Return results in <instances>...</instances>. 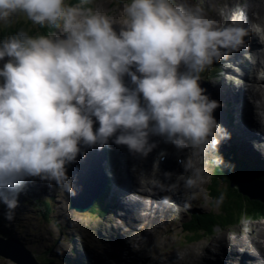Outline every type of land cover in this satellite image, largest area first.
<instances>
[{
  "label": "clouds",
  "instance_id": "obj_1",
  "mask_svg": "<svg viewBox=\"0 0 264 264\" xmlns=\"http://www.w3.org/2000/svg\"><path fill=\"white\" fill-rule=\"evenodd\" d=\"M124 13L116 31L100 11L66 0H0V26L22 16L55 29L29 35L21 28L0 39L6 221L15 220L30 179L76 195L68 166L110 141L147 159L159 147L152 137L159 136L181 151H210L211 167H227L217 147L230 133L215 120L219 102L200 86V73L244 45L247 30L218 28L203 10L175 0H129ZM185 168L194 165L187 161ZM197 179L187 177L183 186L195 188ZM175 183L159 181L161 191Z\"/></svg>",
  "mask_w": 264,
  "mask_h": 264
},
{
  "label": "rangeland",
  "instance_id": "obj_2",
  "mask_svg": "<svg viewBox=\"0 0 264 264\" xmlns=\"http://www.w3.org/2000/svg\"><path fill=\"white\" fill-rule=\"evenodd\" d=\"M128 3H129V0H86V1L79 2V4H76L75 6H79L81 8H90L93 10L100 11L103 15H105L111 20L113 29L116 31H119L120 27L123 25L124 20L126 19L124 8ZM175 3L186 4L187 6L193 9H201L208 16H210L212 12L219 11L218 12L219 19L216 23H221L224 21L225 16H227V14H225V16H221V14L225 12L226 9L234 5L236 6V9L233 10L234 12L241 8L240 5H247V4L253 5L255 3V0H175ZM229 4H231V6L228 7ZM231 11L232 10L229 9L228 13L230 14ZM233 15L234 14L230 16V20L231 22H236L237 18ZM256 21H259V20H256ZM17 26H18V22H16V19H15V22L9 26H0V34H2L1 32H5L6 30L12 31L13 29L17 28ZM227 26H230V25H227ZM250 27L256 29L258 27L257 22H251ZM32 28L35 29V32H37L39 29H42L41 27L37 25L32 26ZM53 31H55V29L51 28L50 32H53ZM256 34H257L256 37H259L260 41L264 43V40L262 39V35L259 34V32H256ZM260 50L264 51V45L260 48ZM248 60L250 61V63L252 62L253 63L252 65L254 66L255 63H257V56L254 55V53L252 52V54H249ZM2 63L3 61H0V64ZM263 64H264V60H263ZM257 73H258L257 75H261V74L264 75V71H262V69L257 70ZM236 79L238 78H235V80ZM248 86H249L248 88H251L249 84ZM256 110H258V108H256ZM226 140L227 139H225V141ZM245 146H246V143H245ZM117 147L120 149L119 146ZM246 148L247 146L244 147V149ZM172 151H175V150L172 149ZM118 153L122 154L120 151H118ZM203 154H204L203 157L205 159L201 162V164L199 163V165H195L194 170L196 171L197 167L199 166L198 170L196 171V175L199 174V177L201 179L204 173L205 182L203 183L201 180L200 182L197 181L198 184L196 186L198 188L187 191V192H193L194 194H196L198 198L194 201L196 202V205L198 206H193V205L183 206L182 208L178 209V206L174 205V203L167 202L163 198H160L159 201L162 199L163 200L162 204H165L167 206V209L165 211L163 210V213H159L156 216V218L160 219V223H161L159 231L157 227L154 229L149 224L140 223L139 221V218H140L139 216L150 213L148 212V209H151L154 206L153 204H151L150 208L144 211H139V216H138L136 226L134 227L125 226L124 227L123 229L124 235L128 236V238H130V240L134 242V245H135L134 249L138 253H140L138 255L144 257L146 261L148 258H150V261L148 262V264H153V263L159 264L162 260L164 261L165 259L166 260L164 263L166 264H191L192 260L188 258L192 254L194 256V260L202 261L203 254L206 253L205 252L206 247L209 245L211 247L212 244L220 243V242L234 243L236 241V243H238L241 241L243 243H250V240L256 239L257 242L254 241V243L257 244L258 247H262L264 245V218L261 217V215L260 216L252 215L251 213L245 210L243 213L236 215L234 219L225 222L221 226L214 227L215 229L214 231H212V233L211 231L210 233H208L210 229L203 230V231H197L196 233H191L187 231V228L184 226L183 222L186 221V223H189V225L192 224L193 222L192 225H194L196 224L195 221L197 220V219L189 220L188 218L189 212L191 211L192 207H196V208L199 207V210L197 211H199L198 213L200 214H204V212L210 211V210H215V213L218 214L223 209L222 205L220 206V203H218L215 206L212 205L211 204L212 202H210V199L207 196L208 190L206 189V186L209 185V180L212 175V171H211V168H207V166L204 164V161L208 159V152H204ZM115 155L117 156V154ZM201 155H202V152H201ZM116 156H114V158L118 160ZM112 163H117V161L114 162L112 160ZM122 164L123 163L119 164L120 169H121ZM115 166H118V165H115ZM122 173H123V180L125 181L124 183L126 187L128 178H127V175L124 174L123 171ZM119 177H121L120 174H119ZM143 179H145V177H142L141 182L143 181ZM35 181H42V180L36 179ZM35 181H28L27 183L32 184ZM46 184L48 185L47 190H42V191H39L38 193L40 196H42L44 203H47L48 205H49V202H48L49 200L55 199L53 201L54 207L51 210V214L53 215L52 217L54 221L50 219L49 222L47 221L45 222L41 217H39V214L37 211L38 208L36 207L35 210L33 211L31 206H29L28 204L32 195L27 196L26 193L22 191L19 197L20 207L16 209V217H15V220L11 224L12 229L20 227V232H15L16 235L18 236L21 235L22 239H24V237H29V239L26 241L31 246H33V248L37 249L36 250L37 252L38 251L41 252L40 254L42 255L45 252H48V249L49 251L51 250L53 253H56L57 245L66 246L67 249H63L64 251L63 253L57 252V253H60V255H57V256L60 257L62 254L68 251V257L71 258L72 260L74 257L77 256L75 252L71 251L70 243L72 241L65 245L63 241H61L59 244L55 241V238L57 236H60L61 238L64 233H68L71 238L75 239L73 240L75 242V245H73V247L76 251H78V253H82L83 255H86L85 251H88L91 254L86 255V256L91 257V262L98 261L100 264H109L106 261H103L101 259H98L92 256L96 251L98 255L106 256V257H108L109 254H111L112 252H115L117 254L119 251L118 242L112 234H110V237L115 239V241L112 240L111 245L106 246L105 241L102 239L103 235H108V230H105L106 229L105 226L107 225L106 221H103V228H102L103 231H105L106 233H103L99 237V239H97L93 243L89 242L88 245L86 246H82V247L78 246V244L80 243V240H76L77 232L73 230L74 228L73 225L77 224L76 226H81L85 230L87 229L86 223L89 221L91 222L93 221V219H97V218L92 217L91 219V216H89L88 218H84L85 213H81V215H78V212L75 209L70 208L71 210H69L68 208L69 202L66 200V193L63 190L59 189L58 186H56L55 190H53L54 184H49L48 182H46ZM27 190H29V188H27ZM123 190L125 191V188ZM113 192L115 193L116 189H114ZM24 194H25V197H24ZM232 194L234 196L232 197V200L236 198L237 200H241L242 202L247 201V199L242 198L241 196L237 197L238 195L235 193H232ZM134 195H136V197L141 196L143 195V192L138 191L137 193H134ZM44 203L41 205L42 208L45 206ZM256 203H259V202L250 201V203H244V204H247V207H249V206L255 205ZM190 204H193V201ZM125 205L126 204L124 203L123 207H125ZM115 206L116 204L114 203L113 212L115 211ZM0 208H1L0 211L3 213H5V211L7 210L6 205L3 206L1 202H0ZM58 210H63L62 214L67 215L68 221L63 215L59 213ZM135 214L137 216V212ZM57 221L62 222V225L60 227ZM61 228H63V230ZM91 232L92 230H88L87 233H83L81 234V236L87 237V235L91 234ZM32 240H36L37 245L36 244L32 245V243H30ZM85 242L87 243L88 241L85 240L83 243ZM89 245L90 246L93 245V246L89 248ZM234 247H236V250L238 249L240 252L243 251L242 250L243 247L240 246V244ZM98 250H101V251H98ZM250 253L254 254L253 258L256 257L255 258L256 264H264V250L261 253L262 256H258L255 250H251ZM122 256L123 258L127 259L126 263L128 264H130L132 261L138 264L143 263L141 259L134 260L133 258H130L127 255V250L122 251ZM235 257H237V251L235 252ZM168 258L170 259V261H167ZM178 260L179 262L176 263L175 261H178ZM171 262H174V263H171ZM238 262L239 261H236V263ZM205 263H208V261L206 260ZM0 264H16V263L11 258L8 257L3 260L0 259ZM198 264H202V263H198Z\"/></svg>",
  "mask_w": 264,
  "mask_h": 264
},
{
  "label": "bare ground",
  "instance_id": "obj_3",
  "mask_svg": "<svg viewBox=\"0 0 264 264\" xmlns=\"http://www.w3.org/2000/svg\"><path fill=\"white\" fill-rule=\"evenodd\" d=\"M231 6V4L228 5V7ZM240 9L237 11H234L236 9V6L232 5L228 9L225 10L221 14V16H225V19L221 23H216V27L223 28L227 25L230 26H238L245 28L248 32V35L244 37V45L238 47L237 49L241 48V50L245 47H247L248 52H253L254 55L257 56V63L253 66L252 63L246 61L248 60V55L244 51L241 52V54L234 55L230 54L234 51L229 52L228 57L232 58V60H235V65H237L239 68L240 66L242 69L240 70V74H242L241 79H236L235 81H238V83H235L230 78H236L239 73V71H236L234 69H230V75L226 76L225 67L221 72H219L217 75L211 78V81L217 88V92L219 94L220 102L224 103V105L227 107V110L231 113L233 117V123L232 125L225 127V130L230 133V137L232 138H238L243 143H246V146L248 149H251L250 153L255 152V154H259L260 151L264 153V76L259 77L257 74V70L262 68L264 66L263 60H264V51L260 50L262 47L260 43V39L256 37L255 34H252V31H250V24L251 22H257L258 28L260 30V34L262 35V39L264 40V0H255V3L253 5L247 4V5H240ZM232 10L231 13H228V10ZM263 11V12H262ZM218 12H212L210 17L213 18L216 22L219 19ZM234 14L236 22H231L230 16ZM236 14V15H235ZM259 21H256V20ZM231 23V24H230ZM252 28V27H251ZM256 30V29H254ZM264 45V43H263ZM236 49V50H237ZM240 52V51H239ZM253 58V57H252ZM224 58H222L223 60ZM254 59V58H253ZM221 61V60H219ZM217 63H220V62ZM249 61V60H248ZM130 78L126 77V82H128ZM249 81L252 82L253 85L251 88H248V83L245 82ZM232 83L240 85L239 87L232 86ZM251 92L253 93L251 96ZM254 96L257 98V103L255 104ZM251 101V102H250ZM256 106L258 108V111L256 110ZM260 110V112H259ZM154 140H152L153 143H158L155 141V139H158L161 142H165L164 138L159 136H153ZM114 144V143H113ZM159 147L156 149L157 155L159 157H164L167 165L170 164V160L168 156H164L162 154H165V152L160 150L162 149L161 146L162 143H158ZM167 146L172 148H177L175 145L166 143ZM249 144V145H248ZM116 144H114L115 146ZM255 145V146H254ZM113 146V145H112ZM218 146L223 148L225 147V139L222 140ZM120 149L115 146L117 151H120L122 154H120L121 157H118L117 163H115V169H116V176L114 177V181L116 183L115 189L116 192L114 193V189L112 190L113 198H115V211L113 210L107 215V217L104 219L106 221V229L108 230V235H103L102 239L105 241V245H111L112 240L115 241V239L118 242L119 251L117 253V256L120 259V262L123 263V261H127V259L123 258L122 251L127 250L128 247L134 246V242L128 238V236H124V232L122 228V224H129V226L132 227V225H136L137 223V217L139 216V211H144L151 207V204L154 206L151 209H148L149 214H146L145 217L139 216V221H143L146 224H149L152 226V228H158V231L160 229V219L156 218L157 214L163 213V210L165 211L167 209L165 204H162L161 202L158 203V200L161 196L164 198L167 202L171 203H179V206H189L191 203V200L193 197H191L192 192H187L189 190L197 189L198 187L195 186V188L192 189H185L183 186V180L186 176L192 177L194 179H197V181L200 182L199 174L196 175V171L193 168L191 172H187L185 168V163L188 161L191 164L199 165L201 162L205 159L204 152L195 149L192 151L183 150L179 152V155H181L182 163L181 164H175L173 163V171L169 172L166 169L161 170L158 174L161 175L162 181L166 184H172L175 183V177H179L180 183H175V187H172L170 190L161 191L158 189H155L153 193V198L150 200L148 199H142V195L139 197H136L133 195L134 193H137L141 190L143 192L151 183L152 179L156 178L153 177V173L151 175H148V171H150L149 168H145V164L143 162H133V165L131 164L130 157H129V151H127V146H119ZM241 150L244 149V146L241 145ZM178 149V148H177ZM87 152L94 151L97 155L98 160H100V153L97 149H87ZM202 152V155H201ZM135 159V158H134ZM104 160V158H102ZM179 160V159H178ZM113 161H116V158L113 159ZM111 162V161H110ZM123 163L121 166V169L119 168V164ZM161 165H163V162H159ZM180 163V162H179ZM172 170V169H170ZM127 175V185L125 187V181L123 180V173ZM146 175V181H144L142 184V174ZM133 173H137L136 175V183L140 184L138 187H136L132 194V189L134 186L133 183ZM173 173L174 177L171 181L168 179V174ZM119 174L121 177H119ZM157 174V173H156ZM157 174V176H158ZM156 176V175H155ZM159 177V176H158ZM36 179H30L29 181H35ZM118 183V184H117ZM133 184V186H132ZM198 183H196L197 185ZM144 186V187H143ZM47 187L46 184L43 183V181H35L32 184L26 183L24 186V192H26L27 196H31V199L33 198L34 194L39 192V190ZM29 188V190H27ZM125 188V191L123 190ZM122 191V192H121ZM124 191V192H123ZM135 196V197H134ZM196 196V194H195ZM25 197V194H24ZM138 198V199H137ZM28 199V197H27ZM123 202V203H122ZM126 204L125 207H123V204ZM122 204V206H121ZM4 206V205H3ZM20 207V205H19ZM137 212L136 214H134ZM136 217V218H135ZM1 218V215H0ZM135 218V221L133 220ZM149 220V221H148ZM149 222V223H148ZM156 231V232H158ZM155 232V233H156ZM110 234H112L115 239L110 237ZM254 241L257 242L256 239L250 240V243H243L236 241L234 243L231 242H225V243H215L206 247V255L203 258V261L206 260V258L209 260L208 263L201 262L202 264H256L254 254H249L251 250H255L256 254L258 256H262L261 253L264 250V245L262 247H258L257 244L254 243ZM240 244L242 246V252H240L238 249L236 250V245ZM116 245V243H115ZM49 246V245H48ZM47 246V247H48ZM254 247V248H253ZM106 248V247H104ZM131 248V249H132ZM109 249V248H108ZM117 250V249H116ZM237 251V257H235V252ZM249 251V252H248ZM51 250L47 252V256L49 258H52L53 256L60 255V253H53L51 255ZM110 253V252H109ZM196 253V252H195ZM63 255V254H62ZM242 257V258H241ZM191 259H193V254L190 255ZM262 258V257H261ZM57 259H60V257H57ZM149 259L145 261L144 264H148ZM69 260V259H68ZM86 261V260H85ZM173 261V260H172ZM179 261V260H178ZM175 261V262H178ZM236 261H239L236 263ZM193 263H198L197 260H193ZM155 264V263H153ZM166 264V263H163Z\"/></svg>",
  "mask_w": 264,
  "mask_h": 264
},
{
  "label": "trees",
  "instance_id": "obj_4",
  "mask_svg": "<svg viewBox=\"0 0 264 264\" xmlns=\"http://www.w3.org/2000/svg\"><path fill=\"white\" fill-rule=\"evenodd\" d=\"M82 1H86V0H71L69 5H76L79 2ZM16 22H18V26L17 28L11 30H6L5 32H1L2 34H0V39H4L7 36H10L12 34H14L18 29L23 28L25 31L28 32L29 35H38L40 32V34H47L50 32L51 28L49 27H43L42 29H39L37 32H35V29L32 28V26H34L30 21H28L26 18L23 17V19H16ZM15 25V24H14ZM17 25V24H16ZM46 28V29H44ZM223 160L226 162L227 167H221V168H217L214 170V174H213V178H212V182L209 185L208 189H209V194L210 197L212 199V205H216L218 203H220L222 206V210L220 213H215V210H210V211H206L204 212V214H200V216L196 217V224L192 225L189 223L184 224L185 227L187 228V231L191 232V233H196L197 231H203V230H208V233H212V231L215 229L214 227L216 226H221L222 224H224L225 222L232 220L235 218L236 215L243 213L244 210L251 213L252 215H261V217L264 218V204L262 203H256L253 206H249L247 207V204H244L246 202H242L241 200H237L236 198H234V200H232L233 194L235 193L240 197L241 194L238 191H231V188L226 186V188H223V185L221 184H229V182L238 176H247V177H262L261 175H256L257 172L253 173L250 171V167L248 164H244V163H240L234 156L232 155H228V154H221L220 155ZM264 178V177H263ZM42 204V202H41ZM45 206L43 207V219L45 220V222H49L50 219H52V214H51V210L52 205L51 204H47L44 203ZM95 205H98V207L100 208V206L102 205V199H99ZM212 207V206H211ZM194 222V223H195ZM3 224V220L2 218H0V235L2 236V234H11L12 232L10 230H5L2 227ZM189 236V235H188ZM187 236V237H188ZM192 240V239H191ZM33 252L36 254V258L37 260L43 262V263H50V262H54L56 264H86L83 260L79 259V260H75L74 258L71 260V258H69L67 255L65 256H60L61 259H57V254L55 256H53L52 258H49L47 256V252H43L44 254H40L41 252H37L35 250H33ZM51 255H53V253L51 252ZM79 258H83V257H79ZM69 259V260H68ZM88 260V258H87Z\"/></svg>",
  "mask_w": 264,
  "mask_h": 264
},
{
  "label": "water",
  "instance_id": "obj_5",
  "mask_svg": "<svg viewBox=\"0 0 264 264\" xmlns=\"http://www.w3.org/2000/svg\"><path fill=\"white\" fill-rule=\"evenodd\" d=\"M87 150V149H86ZM100 153V152H99ZM103 155L100 153V160L94 151L87 152L86 158L78 157L77 162L68 166V175L73 182L76 195L69 196V206L79 212H85L91 209L95 201L102 195L106 183V174ZM242 198L250 201L264 204V193L259 191L245 190L244 186H239ZM15 243H17L15 241ZM11 258L17 264H41L35 258L23 249H17L16 246L0 244V259Z\"/></svg>",
  "mask_w": 264,
  "mask_h": 264
}]
</instances>
